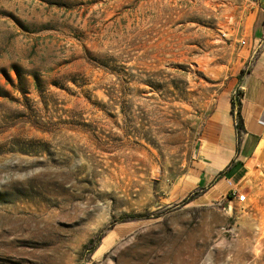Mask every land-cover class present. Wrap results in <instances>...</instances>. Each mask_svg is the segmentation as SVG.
I'll list each match as a JSON object with an SVG mask.
<instances>
[{
    "label": "rangeland",
    "instance_id": "374dc122",
    "mask_svg": "<svg viewBox=\"0 0 264 264\" xmlns=\"http://www.w3.org/2000/svg\"><path fill=\"white\" fill-rule=\"evenodd\" d=\"M252 3L0 0V264H264V166L231 210L185 189Z\"/></svg>",
    "mask_w": 264,
    "mask_h": 264
},
{
    "label": "crops",
    "instance_id": "0c3cea01",
    "mask_svg": "<svg viewBox=\"0 0 264 264\" xmlns=\"http://www.w3.org/2000/svg\"><path fill=\"white\" fill-rule=\"evenodd\" d=\"M252 5L256 20L255 30L250 32L248 39L249 50L262 46L263 49L237 84L240 94L239 118L244 132L238 139L235 129L237 116L231 115L230 102L223 114L213 113L208 119L207 131L210 136L207 138L209 148H206V153L209 156L204 154L201 160L195 162L197 169L194 170L193 180L185 188L187 192L201 189V202L223 198L231 186L240 185L251 169L264 166V0ZM232 98L230 96L229 99ZM222 117L226 126L225 136L220 135L219 129Z\"/></svg>",
    "mask_w": 264,
    "mask_h": 264
},
{
    "label": "trees",
    "instance_id": "16d2710c",
    "mask_svg": "<svg viewBox=\"0 0 264 264\" xmlns=\"http://www.w3.org/2000/svg\"><path fill=\"white\" fill-rule=\"evenodd\" d=\"M240 94L237 93L236 96L234 98H232L230 100V104H231V115H235L236 114V123H235V129H236V135H237V138L239 139L242 135V133L244 132V129H243V125H242V122L239 118V107H240Z\"/></svg>",
    "mask_w": 264,
    "mask_h": 264
},
{
    "label": "built area",
    "instance_id": "2783aa9c",
    "mask_svg": "<svg viewBox=\"0 0 264 264\" xmlns=\"http://www.w3.org/2000/svg\"><path fill=\"white\" fill-rule=\"evenodd\" d=\"M253 2H256L258 0H251ZM231 185V183H230ZM227 198L229 199V206L228 209L231 210L232 208V203L233 202H237L238 204H243L247 201V196L245 193L239 192V190L237 189V187H230V190L227 193Z\"/></svg>",
    "mask_w": 264,
    "mask_h": 264
}]
</instances>
